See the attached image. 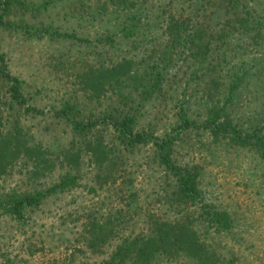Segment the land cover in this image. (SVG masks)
Segmentation results:
<instances>
[{
    "label": "rangeland",
    "instance_id": "374dc122",
    "mask_svg": "<svg viewBox=\"0 0 264 264\" xmlns=\"http://www.w3.org/2000/svg\"><path fill=\"white\" fill-rule=\"evenodd\" d=\"M26 1L35 6L45 1L50 5L36 18L24 16L38 36L21 30L2 33L0 53L5 56L10 74L24 83L27 103L33 109L32 114L20 118L22 132L52 151L59 146L66 148L73 139L70 126L56 115L63 103L77 105L82 117L97 119L102 111L100 106L84 100L77 85L84 64L105 61L107 66L132 59L142 71L154 45L161 41L164 20L170 14L204 25L215 21L201 20V0H129L133 2L130 12L134 13L137 29L126 40L121 33L126 14L111 7L103 9L102 0ZM251 6L264 20V0H252ZM43 27L88 41L49 40L40 37ZM107 35L114 40L112 47L97 42ZM175 55L162 91L139 109L136 130L152 132L159 138L173 136L178 113L183 110L187 114L194 126L178 134L174 159L182 166L200 169L202 204L206 209L228 213L232 220L229 234L215 235L209 230L205 234L201 226L199 233L239 264H264V165L254 151L215 142L203 127L211 109L224 107L239 131L264 135V31L257 45L247 37H232L211 54L208 66H198L187 52ZM234 84L237 86L233 88ZM102 127L98 126L97 131ZM151 153V146L137 148L127 155L121 178L115 176L114 182L102 186L94 184V170L83 155L76 188L48 199L20 222L0 213V264L99 263L114 246L109 242L100 250L89 248L85 233L88 212L107 215L121 211L127 224L118 235L125 232L132 238L146 233L148 216L173 218L175 210L166 199L173 181L162 169L145 165V157ZM30 170L25 160L17 161L1 179L0 189L4 193L31 190L35 183L29 177ZM60 173L55 171L36 187L56 182ZM128 178L133 180L132 185L127 183ZM154 264L186 263L180 259L156 260Z\"/></svg>",
    "mask_w": 264,
    "mask_h": 264
},
{
    "label": "trees",
    "instance_id": "16d2710c",
    "mask_svg": "<svg viewBox=\"0 0 264 264\" xmlns=\"http://www.w3.org/2000/svg\"><path fill=\"white\" fill-rule=\"evenodd\" d=\"M102 1L103 9L111 7L115 12L126 14L121 33L126 40H130L137 29L134 13L130 12L134 9L133 2ZM201 1L204 3L201 5L204 10L201 20L215 21L204 25L202 21L180 19L170 14L164 20L161 41L154 45L142 71L132 59H122L107 66L105 61L97 65L84 64L83 71L77 76V85L84 100L100 106L102 111L97 119L82 117L77 105L69 102L62 104L56 115L70 126L73 134L66 148L59 146L52 151L34 143L29 135L22 132L20 118L32 114L33 109L27 103L24 83L10 74L5 56L0 53V182L14 163L25 160L31 166L28 174L35 183L31 190L24 192L11 190L4 193L0 189L2 215L20 222L25 214L38 209L48 199L76 188L83 155L94 170V184L102 186L114 182L115 176L120 177L119 173L124 170L122 168L129 158L127 155H132L137 148L151 146L152 153L145 157V165L162 169L167 179H172L166 199L169 207L175 210V216L170 219L148 216L146 233L132 238L125 232L118 235L127 224L121 211L107 215L88 212L85 233L89 236V248L100 250L109 242L114 246L97 264H154L156 260L175 262L180 259L186 264H239L220 253L198 231L201 226L205 227V234L208 230L215 235L229 234L232 230L230 215L206 209L199 188L200 169L182 166L174 159L178 134L192 128L194 123L181 110L178 113L179 123L172 129L173 136L167 134L159 138L152 132L136 130L140 121L139 109L162 91L165 75L174 64L175 54L187 52L195 64L208 66L211 54L224 47L234 36L247 37L255 45L262 39L264 20L252 8V0ZM49 6L47 1L35 6L26 0H0V35L21 30L38 36V31L24 21V16L36 18ZM39 32L40 37L47 36L49 40L88 41L80 40L73 33H59L49 27H43ZM97 42L109 47L114 44L113 38L108 35ZM77 116L81 118L77 119ZM100 125L104 127L97 131ZM203 127L213 141H224L233 147L254 151L264 165V135L239 131L224 107L211 109ZM57 170L61 173L56 182L36 187ZM127 183L132 185L133 180L128 178Z\"/></svg>",
    "mask_w": 264,
    "mask_h": 264
}]
</instances>
